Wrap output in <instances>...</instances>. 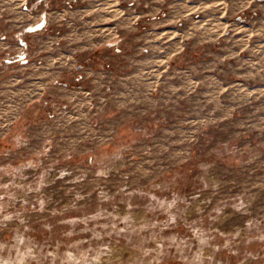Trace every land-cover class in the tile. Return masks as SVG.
<instances>
[{
	"label": "rangeland",
	"instance_id": "rangeland-1",
	"mask_svg": "<svg viewBox=\"0 0 264 264\" xmlns=\"http://www.w3.org/2000/svg\"><path fill=\"white\" fill-rule=\"evenodd\" d=\"M120 1L32 96L0 37V264H264V0Z\"/></svg>",
	"mask_w": 264,
	"mask_h": 264
},
{
	"label": "crops",
	"instance_id": "crops-1",
	"mask_svg": "<svg viewBox=\"0 0 264 264\" xmlns=\"http://www.w3.org/2000/svg\"><path fill=\"white\" fill-rule=\"evenodd\" d=\"M121 2L120 0H16L15 8L17 9L20 6L18 8L19 11L5 16L0 15V37H3V40H9V37H13V42L16 41L19 43L20 48L22 47V50L17 52L16 55L9 57L11 61H7V63L11 62L14 66L16 62L23 58L24 52H29V47L31 48V63L29 62V65H31V94H36L37 86L39 90L40 85L48 83L47 80L52 75L53 68L62 69L69 66L77 67L78 64L83 65L82 59L85 57L84 53L95 55V52H98L100 49L101 43L99 42L85 48L86 50L80 47L81 50H77L76 52H81V57H78V60L74 62H69V55L67 54L68 33H65V29L70 24H73L72 22H80L81 24L86 22L89 25L83 34L86 37H91L88 39V46L89 42L94 43V38L100 36L108 37L102 43L110 41L112 42V47L116 46L117 41L112 38L115 36L116 26L117 24L120 26V24L125 23V18H121L116 23L117 12L119 10L122 12L121 8H119L122 7ZM123 2L127 3L128 0H123ZM53 6L54 8L56 7L54 11H52ZM122 8L126 10L131 9V7ZM71 10L76 11L73 12ZM143 16H147V13L141 11L140 17ZM130 31L137 32L138 29L129 27V29L125 30L126 33ZM125 32H121V36ZM26 37L31 38L30 45L24 42ZM119 43L122 44V47L128 45V50L131 52L133 46L130 42H127L125 39H119ZM9 46H12V44ZM3 48L5 47L3 46ZM120 50L118 49V51ZM196 50H194L195 53ZM79 55H75L74 57L77 58ZM25 63L26 61L23 60L22 64ZM88 64L90 66L85 67L84 70L79 72L80 81L91 77L90 79H94L93 82H97L96 79H99L100 73L97 70H93L92 66L94 65L100 64L101 68L107 70L108 72L104 73L110 74L108 77L111 80H113L112 75L115 74L116 67H120V62L117 63L115 61H91ZM14 70L18 71V68H14ZM1 72L0 77L2 76ZM59 73L63 74L60 76L61 79L67 76L66 71ZM101 81L102 79L99 80V83ZM107 84L109 85V83ZM63 86L66 87L67 83H63Z\"/></svg>",
	"mask_w": 264,
	"mask_h": 264
},
{
	"label": "flooded vegetation",
	"instance_id": "flooded-vegetation-1",
	"mask_svg": "<svg viewBox=\"0 0 264 264\" xmlns=\"http://www.w3.org/2000/svg\"><path fill=\"white\" fill-rule=\"evenodd\" d=\"M55 9H56V7L54 8V6H53V7H52V11H54ZM82 67H83L82 64H78L77 67H76V69H77V70H80ZM77 72H78V71H77Z\"/></svg>",
	"mask_w": 264,
	"mask_h": 264
},
{
	"label": "built area",
	"instance_id": "built-area-1",
	"mask_svg": "<svg viewBox=\"0 0 264 264\" xmlns=\"http://www.w3.org/2000/svg\"><path fill=\"white\" fill-rule=\"evenodd\" d=\"M33 94H31V96H32Z\"/></svg>",
	"mask_w": 264,
	"mask_h": 264
},
{
	"label": "trees",
	"instance_id": "trees-1",
	"mask_svg": "<svg viewBox=\"0 0 264 264\" xmlns=\"http://www.w3.org/2000/svg\"><path fill=\"white\" fill-rule=\"evenodd\" d=\"M76 71H78V70L76 69Z\"/></svg>",
	"mask_w": 264,
	"mask_h": 264
}]
</instances>
